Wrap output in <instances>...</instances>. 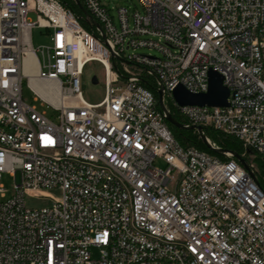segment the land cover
I'll list each match as a JSON object with an SVG mask.
<instances>
[{"label":"built area","instance_id":"2783aa9c","mask_svg":"<svg viewBox=\"0 0 264 264\" xmlns=\"http://www.w3.org/2000/svg\"><path fill=\"white\" fill-rule=\"evenodd\" d=\"M138 1L113 16L100 0H0V180L13 178L0 188V264H264V188L250 160L264 162V0ZM35 28L49 46H33ZM93 62L105 72L97 103L81 91ZM210 72L228 106L180 107L173 91L207 93ZM25 80L55 119L25 102ZM169 99L185 127L252 151L249 169L206 135L223 159L181 146ZM50 191L62 194L51 207L26 206Z\"/></svg>","mask_w":264,"mask_h":264},{"label":"rangeland","instance_id":"374dc122","mask_svg":"<svg viewBox=\"0 0 264 264\" xmlns=\"http://www.w3.org/2000/svg\"><path fill=\"white\" fill-rule=\"evenodd\" d=\"M109 10H111V13L113 16L117 15V8L119 7H127L131 11L133 10H141V6L139 4L138 0H100ZM28 19L32 22L36 21L37 16L35 13H29ZM32 43L35 48H40L44 46H49L51 44L50 37L47 35V31L45 29L35 28L32 33ZM138 53L148 55L151 53L148 49H139ZM152 54L156 55V52H152ZM97 77L98 84H94L93 78ZM104 78H105V72L104 68L96 62L89 63L83 72V75L81 76V91L83 94V97L85 100L97 103L101 101L104 97ZM23 98L25 102L35 107L40 112H45L46 116L52 119L56 118V113L52 111L50 108H48L45 104L42 103L41 100H35V95L31 91V89L28 87L26 80L24 81V87H23ZM166 105L169 107V109L172 111L173 114H175V109L173 108L172 102L169 99V101L165 100ZM250 158V157H249ZM254 160V162L257 164L259 161H262L260 158L251 157L250 160ZM263 162V161H262ZM264 163V162H263ZM157 165L159 167H164L165 165L162 162H157ZM258 166V165H257ZM259 168V181L264 186V168ZM13 186V178L9 175H3L2 179L0 180V188L3 187L6 190H10ZM61 193L58 191H50L45 194V196H39L37 198L32 199H26V206L32 207V208H49L51 207L55 201H58L61 198ZM7 197H9V193H7ZM3 197L0 193V201H3ZM93 257H98V252L93 251Z\"/></svg>","mask_w":264,"mask_h":264},{"label":"water","instance_id":"95a60500","mask_svg":"<svg viewBox=\"0 0 264 264\" xmlns=\"http://www.w3.org/2000/svg\"><path fill=\"white\" fill-rule=\"evenodd\" d=\"M77 4L82 9L85 15L89 16V14L83 9L81 6V3L77 1ZM94 25L96 27H100L97 22L94 21ZM223 77L216 73V72H210L209 73V89L207 93L203 94H193L186 90L183 86L177 87L173 91V98L175 102L180 106H198V107H211V108H223L228 106V98L230 96V92L227 87L223 85ZM94 84H98L97 77L93 78ZM159 103L163 110V94L162 92H159ZM167 121L173 125L176 128H187L191 130H197L198 133L201 135L202 139L207 143V139L205 135L203 134V128L202 127H185L182 123L178 122L175 117L167 113ZM209 146V145H208ZM210 147V146H209ZM221 151L218 150V153ZM234 157L237 161H239L242 166L248 170L249 164L246 162L245 159H243L241 156L234 154Z\"/></svg>","mask_w":264,"mask_h":264},{"label":"trees","instance_id":"16d2710c","mask_svg":"<svg viewBox=\"0 0 264 264\" xmlns=\"http://www.w3.org/2000/svg\"><path fill=\"white\" fill-rule=\"evenodd\" d=\"M65 1V0H64ZM67 4L70 8L73 9L75 14L81 19L82 25L89 31L92 30V27L86 22L84 19L83 13L80 8L73 1H67ZM145 85V82H144ZM146 87L151 88V85H146ZM152 89V88H151ZM174 117L181 123L185 124V122L176 114ZM170 130L172 131L176 140L180 143L184 148L194 147L199 151L206 152L212 156L219 157L223 159L224 157L214 150L210 149L208 145L201 138L200 134L196 130L185 129V128H176L173 125L169 124ZM205 135L210 139V141L217 146H219L222 150L232 152L241 157H244L249 162V155L252 154V151H248L243 148L242 144L235 139L234 137L224 135L222 133L216 132L212 129L206 128ZM258 167L264 168V163L257 159ZM264 173V171H263ZM261 183V182H260ZM262 185V183H261ZM264 188V186L262 185Z\"/></svg>","mask_w":264,"mask_h":264},{"label":"bare ground","instance_id":"6f19581e","mask_svg":"<svg viewBox=\"0 0 264 264\" xmlns=\"http://www.w3.org/2000/svg\"><path fill=\"white\" fill-rule=\"evenodd\" d=\"M28 64L33 67L34 66V59L32 57H30L28 60H27Z\"/></svg>","mask_w":264,"mask_h":264}]
</instances>
